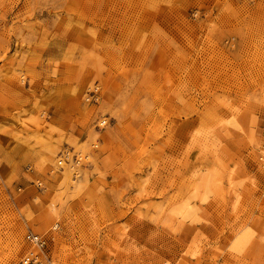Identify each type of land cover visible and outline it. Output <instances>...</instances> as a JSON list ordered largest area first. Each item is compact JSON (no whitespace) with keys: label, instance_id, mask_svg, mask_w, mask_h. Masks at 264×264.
Returning a JSON list of instances; mask_svg holds the SVG:
<instances>
[{"label":"rangeland","instance_id":"rangeland-1","mask_svg":"<svg viewBox=\"0 0 264 264\" xmlns=\"http://www.w3.org/2000/svg\"><path fill=\"white\" fill-rule=\"evenodd\" d=\"M40 253L264 264V0H0V264Z\"/></svg>","mask_w":264,"mask_h":264},{"label":"built area","instance_id":"built-area-1","mask_svg":"<svg viewBox=\"0 0 264 264\" xmlns=\"http://www.w3.org/2000/svg\"><path fill=\"white\" fill-rule=\"evenodd\" d=\"M96 95H97V90H91L88 94V97L86 98L87 100H92V101H95V98H96ZM75 160L77 161V157L75 158ZM27 239L29 241H31L32 243H34L37 248L43 252V249L45 248L46 246V242L45 240L43 239L42 236H37V235H32V234H29L27 236ZM42 260H45L46 263H50V260L49 258H47L44 254H36V255H32L31 257L25 259L24 261L21 262V264H43L41 261Z\"/></svg>","mask_w":264,"mask_h":264},{"label":"bare ground","instance_id":"bare-ground-1","mask_svg":"<svg viewBox=\"0 0 264 264\" xmlns=\"http://www.w3.org/2000/svg\"><path fill=\"white\" fill-rule=\"evenodd\" d=\"M67 163V162H66ZM70 175H72L71 173H70ZM32 235H37V236H39L40 237V235H38V234H32ZM44 239V238H43ZM45 240V239H44ZM29 241V240H28ZM29 242H31V241H29ZM45 242H46V240H45ZM32 243V242H31ZM32 244H34V243H32ZM35 245V244H34ZM36 246V245H35ZM37 247V246H36ZM27 259V258H26ZM25 260V259H24ZM23 260V261H24ZM43 264H51V262L50 263H46V261L45 260H42L41 261Z\"/></svg>","mask_w":264,"mask_h":264}]
</instances>
